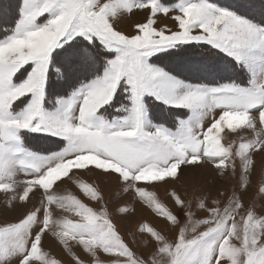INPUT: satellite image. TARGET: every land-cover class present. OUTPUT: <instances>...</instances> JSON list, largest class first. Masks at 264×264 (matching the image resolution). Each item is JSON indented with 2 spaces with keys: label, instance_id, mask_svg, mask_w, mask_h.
<instances>
[{
  "label": "snow or ice",
  "instance_id": "1",
  "mask_svg": "<svg viewBox=\"0 0 264 264\" xmlns=\"http://www.w3.org/2000/svg\"><path fill=\"white\" fill-rule=\"evenodd\" d=\"M161 17L174 29L157 27ZM254 153H264V0H18L14 17L11 5L0 15V193L5 211L26 209L0 226V264H62L44 250L49 234L73 264H87L74 248L92 264H264V215L243 199ZM206 165L236 178L210 204ZM79 171L113 178L171 238L143 223L145 256L98 186L76 181L99 210L59 194ZM189 176L190 198L165 190L175 212L149 190Z\"/></svg>",
  "mask_w": 264,
  "mask_h": 264
},
{
  "label": "rangeland",
  "instance_id": "2",
  "mask_svg": "<svg viewBox=\"0 0 264 264\" xmlns=\"http://www.w3.org/2000/svg\"><path fill=\"white\" fill-rule=\"evenodd\" d=\"M15 2L16 0H0V10H2L0 11V15L7 13L10 5L13 10V7L15 8L16 5ZM257 3H259V0H257ZM138 16L139 15H137L136 17ZM143 19L144 16L142 15L141 21ZM159 20L157 22V25L160 23ZM126 30L130 31L131 28H127ZM245 135L251 138V133H245ZM228 139H236V137L229 135ZM29 147L47 148L53 146L43 143L37 144L36 142H32L29 144ZM253 159L255 161V171L251 175V185L249 186L247 192L244 194L243 199L246 204L255 203L258 214L264 215V197H257L256 195L258 187L261 185L262 177H264V153H254ZM185 171L190 172L191 170L186 169ZM198 171L202 175L208 177L207 181L205 182V187L208 188V191L210 193V199L208 201L209 204L211 203L212 198H217V189H219V191H223L227 194H230L233 188L235 187L236 178H232L231 180H220L218 177L215 176V173L212 172L210 166L206 165L204 168L199 169ZM23 178L24 177L22 176L18 177V179ZM77 180H82L99 187L100 191L104 196V203L107 205L108 211L112 215L114 221L118 223L121 233L124 234L125 238L130 242L134 239L135 244L133 245V247L139 252H143L145 256H148L150 254L152 247L154 246V242L146 244V242L150 239L148 234L140 233L138 231L139 227L143 223H148L156 227L157 230H163L164 234L171 238V233L164 219L158 217L149 207H147L138 198H136L132 192H124L122 190L121 185L118 184L113 178L102 177L100 175H96L94 172L79 171L76 173L75 177L72 180L65 179L62 183H60L56 191L59 194H75L84 203L99 210L101 205L97 202L91 201L80 191L76 183ZM192 188L193 182L191 180V177L189 176L187 179L182 178L180 182H177L175 184H161L155 188H150L149 190L156 191L159 199L175 212L176 208L173 206L172 198L166 194L165 190L174 189L177 193L182 196V198L187 199L190 198L192 195ZM40 195L41 194L38 192L36 196L31 197V203L27 207H32L33 205L39 206L38 200L40 198ZM224 202L225 201L222 200V206ZM124 206H127L129 208V212L126 214L119 213V208ZM6 207L7 198L3 193H0V226H3L5 223L8 222H15L17 218L20 217L26 210L25 208L20 207L18 204H16V206L7 211H5ZM54 214L58 217L69 215L68 213L58 208H54ZM206 215L207 213L204 211H196V218H203ZM181 219H183L182 215ZM43 247L44 250L49 253L50 257L62 261V264H73L68 254L51 237L50 234L45 237ZM74 251H76V253L87 262V264H92V258L83 253L80 248H74ZM101 259L104 258L101 257ZM13 264H15V261H13Z\"/></svg>",
  "mask_w": 264,
  "mask_h": 264
},
{
  "label": "crops",
  "instance_id": "3",
  "mask_svg": "<svg viewBox=\"0 0 264 264\" xmlns=\"http://www.w3.org/2000/svg\"><path fill=\"white\" fill-rule=\"evenodd\" d=\"M18 2V0H16V2H15V4ZM15 8L13 7V10H12V16H14V14H15ZM139 16H141V15H139ZM138 16V17H139ZM136 17V16H135ZM160 19H162V17L160 18ZM135 20V19H134ZM159 22H161L160 20H159ZM126 24L128 23L127 21L125 22ZM172 23V21L171 20H169V19H163V23H159L158 25H156L157 27H162V26H164V25H168L169 27H172V28H174V24L172 25L171 24ZM161 24H163V25H161ZM171 24V25H170ZM129 32H131V30L129 31Z\"/></svg>",
  "mask_w": 264,
  "mask_h": 264
},
{
  "label": "bare ground",
  "instance_id": "4",
  "mask_svg": "<svg viewBox=\"0 0 264 264\" xmlns=\"http://www.w3.org/2000/svg\"><path fill=\"white\" fill-rule=\"evenodd\" d=\"M141 18H142V15L139 16V17H134L135 20H136V19H137V20H141ZM163 19H164V18L160 19V21H161L160 23H163ZM171 24L173 25V22H172ZM171 24H170V25H171ZM161 25H163V24H161ZM95 174H96V175H99V173H95Z\"/></svg>",
  "mask_w": 264,
  "mask_h": 264
},
{
  "label": "trees",
  "instance_id": "5",
  "mask_svg": "<svg viewBox=\"0 0 264 264\" xmlns=\"http://www.w3.org/2000/svg\"><path fill=\"white\" fill-rule=\"evenodd\" d=\"M14 11H15V10H14ZM14 16H15V14H14ZM14 16H13V17H14ZM170 117H171V116H170ZM170 117H169V121H168V122H169L168 126H169V127H173V126H174L173 119L170 118Z\"/></svg>",
  "mask_w": 264,
  "mask_h": 264
}]
</instances>
